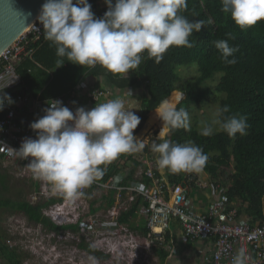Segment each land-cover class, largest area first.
Returning <instances> with one entry per match:
<instances>
[{
    "label": "clouds",
    "instance_id": "clouds-1",
    "mask_svg": "<svg viewBox=\"0 0 264 264\" xmlns=\"http://www.w3.org/2000/svg\"><path fill=\"white\" fill-rule=\"evenodd\" d=\"M107 11L95 18L87 0H45L37 17L43 37L56 50V68L65 60L78 66H101L108 73L128 74L137 69L146 54L159 64L170 47L193 48L189 37L205 27L204 20L190 21L181 13L187 0H105ZM222 13L228 14L237 28L245 31L264 21V0H220ZM211 23V20L208 21ZM226 64H235L239 49L227 40L214 41ZM55 68V69H56ZM4 89V88H3ZM0 90V93L3 92ZM128 92V91H127ZM131 96V93L128 92ZM184 99V94H180ZM10 97L0 95V111L11 105ZM44 115L30 124L36 138H25L18 150L9 149L27 159L35 179L46 181L53 193L70 201L84 195V188L105 175L107 165L122 154L141 151L145 144L134 136L140 117L125 110L124 101L115 98L95 104L91 110L79 107L73 113L59 100H50ZM162 128L152 144L156 163L171 174L200 173L208 156L189 140L178 144L167 139L175 130H190V117L185 108H177L169 99L154 110ZM228 106L217 107L211 118L201 121L200 135L210 136L214 129L230 138L247 134V120L225 115ZM116 183L120 176L113 178ZM52 222V221H51ZM250 257L241 248L232 264H248ZM89 264H100L99 258L88 255Z\"/></svg>",
    "mask_w": 264,
    "mask_h": 264
},
{
    "label": "trees",
    "instance_id": "trees-1",
    "mask_svg": "<svg viewBox=\"0 0 264 264\" xmlns=\"http://www.w3.org/2000/svg\"><path fill=\"white\" fill-rule=\"evenodd\" d=\"M73 2L75 3V0ZM87 2L91 5V11L95 17L98 16L96 14L98 4L103 5L102 11H107L105 0H87ZM221 7L220 0H187V9L181 14L190 21H205V27L199 33H193L189 37L190 41H194L195 46L190 49L170 47L159 64L148 59L144 54V59L139 67L131 70L128 74L108 73L99 65L81 67L68 63L67 60L62 67L56 68V50L50 46V42L44 39L42 31V38L33 56V61L39 64L40 68H36L31 60H24L20 63L24 67L22 71L21 69L18 70V74H20L24 86L20 93L16 94H29L34 87L36 91L43 88L48 89L57 83L55 80L57 78L63 83L59 84L62 90L72 89L87 72L93 76H106L112 84L120 88L136 86L140 81L143 84V95L138 115L140 124L135 132L142 129L147 114L154 111L162 100L174 98L173 95L176 92L183 93L184 99H181L180 103V100L174 103L177 108H185L189 115L192 114L194 108H202L209 103L217 104V107L228 106L229 112L225 115H237L246 118L248 124L246 135L237 134L235 138H230L220 130L205 137L200 135V129L193 126L190 127V130H175L167 139L178 144L191 140L201 147L208 156L206 166L203 169L208 179L218 180L219 176L229 174L225 184V195L228 197L229 204L237 208L238 217H244L252 226L256 222L262 223L264 221V21L241 31L235 26L228 14L222 13ZM209 20L211 23H208ZM217 40H227L230 47H238L239 50L234 53L233 57H229V59L234 58L236 60L235 64L229 65L221 60V54L214 46V41ZM191 64L196 65L197 76L191 81L179 84L180 79L176 69ZM55 68L57 71L52 72ZM215 75H219V78L215 82V87L210 89L205 83ZM214 92L221 98L212 97ZM32 132L36 135L33 130ZM159 142L161 141L155 136L150 141V145L148 144L143 150L155 155L151 150L152 144ZM122 162V159L117 158L108 167L106 165L105 175L98 180L106 183L113 174L119 171L118 166ZM132 166L122 185L136 181L133 177L138 167L146 168L143 163L136 161H133ZM101 167L104 166L101 165ZM158 169L159 167L152 169V171L156 178L163 179ZM184 174H171L167 171L166 178L169 185L181 182ZM195 181L197 178L194 177V183L191 186L195 185ZM140 182L143 183L144 187L149 186L146 177H142ZM219 183L221 184V182ZM32 186L33 190L37 192L39 184L32 183ZM193 188L195 190L197 187ZM114 194L113 190L103 192L99 206L91 209L92 214L110 209L115 203ZM64 198L63 196L52 197L36 204L23 200L0 199V211H13L23 214L29 222L36 223L49 232H57L66 228H71L77 232L79 231L78 225L57 226L42 214L50 206L61 203ZM140 204L142 201L138 197L126 212H120L117 218L118 224L127 227L133 226L137 219V210ZM176 229H179V223L174 220L173 225L165 235L164 243L156 245L157 247L154 249L161 264H168L170 249L176 250L177 247L180 249V245L175 242ZM135 230L147 241L149 231L143 220ZM79 247L99 259L106 258L90 245H79ZM176 255L180 257L179 254ZM0 257L5 260L6 264H22L20 255L6 247L1 235Z\"/></svg>",
    "mask_w": 264,
    "mask_h": 264
},
{
    "label": "built area",
    "instance_id": "built-area-1",
    "mask_svg": "<svg viewBox=\"0 0 264 264\" xmlns=\"http://www.w3.org/2000/svg\"><path fill=\"white\" fill-rule=\"evenodd\" d=\"M104 13V11L99 10L98 16L95 18H102ZM42 31L43 27L37 20L0 55V90L4 88L0 95L8 96L13 101L11 105L5 104L3 110L0 111V165L16 167V174L19 179L38 183L39 193L42 195L49 193L52 198V196L59 197L61 195L53 193L46 181L34 178L31 170L26 166L28 164L27 159L24 160L9 150H18L25 138L35 139L15 122L16 110L27 106L34 113H40L43 116L44 109L48 106V104L39 101L38 98L16 95V91L22 85L21 78L17 73V66L24 60L33 61L38 43L42 38ZM88 77V83L94 84V77ZM78 92H81V86L56 100L61 101L63 106L68 107L74 113L77 109L75 98ZM88 93V99L93 104L91 108L106 96L104 91L98 89H91ZM203 173L206 174L204 171ZM116 176L121 177L119 183L113 179ZM116 176L113 175L106 183L97 179L92 185L82 190L84 195L77 200L84 201L83 199L89 189L103 192L113 190L115 192L114 198L116 195L117 200L122 196H127L130 206L139 197L142 204L137 210V217H141L146 223L149 231L147 243L154 240L158 244L164 243L168 229L173 225L174 220H177L179 233L176 234V244L187 245L204 241L201 247L190 254L189 257L193 260H199L198 262L201 264H232L233 256L239 249L243 248L251 258L248 264H264V221L262 223L256 222L252 226L247 219L238 217L237 208L229 204L228 197L225 195V184L222 182L220 184V181L212 180L213 182L207 181L205 184L201 183L197 173H185L181 182L169 185L167 178H156L149 168L144 169L139 182H130L127 185H122L126 177L125 174ZM142 177L147 178L149 186H143V183L140 182ZM194 177L197 178V181H195L194 186H191L194 183ZM193 187H202L209 191L210 203L205 214L198 213L188 198L194 189ZM67 201L68 199L65 198L61 203L50 206L43 213L44 216L57 226L74 225L63 221L57 222L55 218L60 213V209L67 204ZM114 205L104 212L114 218V221L106 220V223L112 227L120 226L117 222L119 213L129 209L122 204L123 209L116 212V210H112ZM113 211L115 217H112L114 216ZM80 216L74 218V220L76 219L75 225L79 223ZM68 217L66 216V218ZM96 223H99L98 218L94 219V224ZM207 242H211V245L205 244ZM176 254H178L177 250L170 249V257H175Z\"/></svg>",
    "mask_w": 264,
    "mask_h": 264
},
{
    "label": "rangeland",
    "instance_id": "rangeland-1",
    "mask_svg": "<svg viewBox=\"0 0 264 264\" xmlns=\"http://www.w3.org/2000/svg\"><path fill=\"white\" fill-rule=\"evenodd\" d=\"M195 68V64L178 67L176 73L180 79L179 84H184L193 80L197 76ZM218 78L219 75H215L210 81L205 83L207 84L206 86L213 89ZM137 88L143 89V84H141L140 81L136 86V89ZM136 93L140 96L141 91L137 90L131 94L133 96L129 98L126 104V110H133L138 116L141 101ZM179 94V92H176L175 95H173V97H175L170 101L172 103L179 101ZM214 96L221 98V96L215 92L212 97ZM216 109L217 104L214 103H209L202 108H194L192 114L189 115L190 127L196 126L200 129L201 121L210 119L212 113H214ZM149 114H147V119L142 129L139 132H135V129L133 133L136 138L143 140L145 147L148 144L150 145L152 138L155 136L157 137L162 128V125L148 126ZM217 130L218 129H214V133L220 131ZM130 154H133L134 158H128L127 156L129 154H122L124 157H118L122 159L123 162L118 166L119 171L113 174L114 176L121 174L127 176L130 169L133 167V161L143 163L146 169L150 168L152 170L158 167L156 163L157 154H145L143 149ZM111 163H113V161ZM109 164H107V167ZM103 166V168H105L106 165ZM15 168L16 167L12 165H0V199H10L12 201L23 200L31 204H36L39 201L51 198L49 193L42 195L39 193V189L37 192L34 191L31 182L19 179L16 174L17 168ZM144 169L145 168L142 166L136 169L133 177L136 180L135 182H139ZM158 170L159 174L165 179L167 170ZM197 175L201 183L206 182L207 174H204L202 171V173H197ZM228 175L229 174L226 173L225 175L219 176L216 181L226 184ZM208 181L213 182L210 178ZM195 190L198 194L192 193V200L195 201L198 196V198L206 202L208 198H206L205 195L207 196L209 191L202 187L196 188ZM102 192L103 191L89 189L83 199L84 201H79L77 199L74 201L68 200L66 202L67 205L63 207V214L61 212L62 208L60 209L59 218H56L57 222L63 221L75 225L76 219L74 220V218L81 215L79 223L77 224L79 226V231L77 232L71 228L62 229L57 232H49L40 225L29 222L23 214L13 211H0V235L2 236L4 244L10 251L14 250L17 255H20L22 264H89L87 256L91 254L80 248L79 245H90L102 256H105L106 258L99 259L100 264H161L154 250L157 247L156 245L160 244L155 240L151 243H147L148 240L145 241L142 235L135 230L136 227L141 225V221L143 220L141 217H137L133 226L127 227L119 224L120 226L112 227L106 223V220L114 221V218L104 213L105 211L92 214L91 209L97 208L100 204ZM115 203H117V205H114L112 210H116V212L123 209L122 204L127 208L130 207L127 196H122L117 200L115 195ZM48 209L49 208L44 210L42 214ZM196 210L198 211V209ZM112 214L114 215V211ZM66 216L69 217L66 218ZM115 216L116 215L112 217ZM95 218H98L99 223L94 224ZM48 220L51 222L49 218ZM177 249L180 257L178 255L170 257L168 264H193L190 257H188V261L187 258L182 256L184 254L181 248L179 249V247H177L176 250ZM0 264H6L2 257H0Z\"/></svg>",
    "mask_w": 264,
    "mask_h": 264
},
{
    "label": "crops",
    "instance_id": "crops-1",
    "mask_svg": "<svg viewBox=\"0 0 264 264\" xmlns=\"http://www.w3.org/2000/svg\"><path fill=\"white\" fill-rule=\"evenodd\" d=\"M103 8L104 7H103L102 4L101 5L98 4L97 13H98L99 10H102ZM31 63L36 68H40V65L37 64L36 62L33 61ZM23 67L24 66H22V65L19 64L17 66V73H18V70L19 69H21V71H22L23 70ZM27 71H29V70H27ZM54 71H57V69L52 70V72H54ZM88 73L89 72L85 73V75L80 79V81L77 83V85L74 88H72V89H68V90L67 89H63L62 90V87L59 84H63V83H62V81H60L57 78V79H55V80H57V83L55 85L53 84L52 87L50 86L48 89L43 88V89H41L39 91H36V88L34 87L33 88V91L32 92H29V94H26V96H29V97H31L33 99L38 98V100L41 101L43 104H47L48 101H50V100H56V99H58V98H60V97H62L64 95H66L67 93H70V92L74 91L78 86H81V92L80 93L78 92L77 95H76V98H75V102L77 104V108L84 107L86 110H91V107H92L93 104L88 99V96H87L89 94L88 92L91 89H98V90L104 91L106 93V96L104 98H102L101 100H99L98 104L99 103H102V102H106V101L111 100V99L120 98L121 100L124 101L125 110H126V104L128 103L129 98L133 96V95L130 96L128 94V92H130L131 94H133V92H136L137 90L138 91H141L140 96H139V94L136 93L137 94V97L141 101V98H142L143 93H142V89H139V88L136 89V86L138 84L136 86H133V87L120 88V87H116L114 84H112L106 78V76H93L90 73L89 74ZM19 76H20V74H19ZM88 76L94 77V79H95L94 80V82H95L94 84L88 83L89 82V81H87V77ZM90 77H88V78H90ZM23 86L24 85L22 84L21 87L16 91V93H18V92L20 93V91L23 89ZM16 95H22V94H16ZM41 117H42V115L40 113H34L33 111H31V109L29 107L23 106V107H21V108H19V109L16 110L15 122L24 131L26 130L31 137L36 138V135L33 134L32 130L30 128V124L32 122H34L35 120L41 118ZM145 154H147V153L145 152ZM119 157H124V156L121 155ZM127 157H134V155L133 154H129ZM162 178H164V177L162 176ZM206 183H207V181L205 182V184ZM192 193H194V194L195 193L198 194V193L196 192V190H192L190 192V194L188 195L189 200L195 206V210L198 209V211L196 210L198 213L205 214L206 211H207L208 205L210 203V196H209V194L207 196L205 195V197L208 198L206 200V202H205L202 199L198 198V196H197L196 200L193 201L192 200V198H193L192 197ZM242 218L245 219L244 217H242ZM175 232H176V234H178L179 233V229H176ZM203 243H204V241H200V242H196L195 244H190L189 243L187 245H180V248H181V250L183 251V254H184L182 256H184V258H187L188 261H189V258L188 257L190 256V254L192 252H195V250H197L199 247H201ZM205 244L211 245V242H207ZM198 261L199 260H195V259L193 260L192 259V263L193 264H201V262H198Z\"/></svg>",
    "mask_w": 264,
    "mask_h": 264
},
{
    "label": "water",
    "instance_id": "water-1",
    "mask_svg": "<svg viewBox=\"0 0 264 264\" xmlns=\"http://www.w3.org/2000/svg\"><path fill=\"white\" fill-rule=\"evenodd\" d=\"M44 3L45 0H0V55L38 20Z\"/></svg>",
    "mask_w": 264,
    "mask_h": 264
},
{
    "label": "bare ground",
    "instance_id": "bare-ground-1",
    "mask_svg": "<svg viewBox=\"0 0 264 264\" xmlns=\"http://www.w3.org/2000/svg\"><path fill=\"white\" fill-rule=\"evenodd\" d=\"M105 12V11H104ZM167 99H169V100H171L172 98H167ZM180 101H181V98H180ZM179 101V102H180ZM148 126L149 127H152V126H155V125H158V126H160V125H162V121H160L158 118H157V116H156V114H155V112L154 111H152L150 114H149V118H148ZM147 129V128H146ZM67 205V204H66ZM65 205V206H66ZM65 206H63V207H65ZM68 206H69V204H68ZM61 212H62V214L64 213V209L62 208V210H61ZM59 215H60V213L55 217V218H59ZM71 216V215H70Z\"/></svg>",
    "mask_w": 264,
    "mask_h": 264
}]
</instances>
